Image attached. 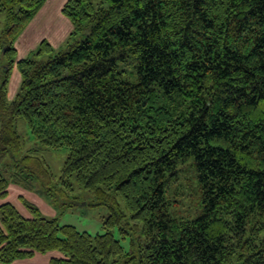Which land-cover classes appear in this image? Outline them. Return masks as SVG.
Masks as SVG:
<instances>
[{"label":"trees","instance_id":"16d2710c","mask_svg":"<svg viewBox=\"0 0 264 264\" xmlns=\"http://www.w3.org/2000/svg\"><path fill=\"white\" fill-rule=\"evenodd\" d=\"M46 1L0 0V198L77 184L108 215L92 235L4 201L0 264L53 250L50 264H264V0H66V47L17 58ZM63 147L55 179L41 150ZM187 161L199 209L175 215L167 189Z\"/></svg>","mask_w":264,"mask_h":264},{"label":"rangeland","instance_id":"374dc122","mask_svg":"<svg viewBox=\"0 0 264 264\" xmlns=\"http://www.w3.org/2000/svg\"><path fill=\"white\" fill-rule=\"evenodd\" d=\"M61 1L62 0H49V4H47L44 7V9H42L41 16H39L40 18L37 21H34L32 25L30 24L29 25L30 27L27 30L28 36L30 37L35 36L36 38L38 36L46 34V36H49L51 38L52 42L55 45L56 42L59 41L57 46L54 47L46 38H42V39H46L54 49H64L66 47L65 40L69 35L68 33L67 37H64V39L62 38V41L59 40V37L63 35L66 30L61 17L67 18L65 15L61 13V8H60ZM99 1L100 0H93L94 3H98ZM64 2L62 3V5L64 4ZM3 27H4V13L1 12L0 31L2 30ZM40 41L38 42V44L40 43ZM25 46L27 45L23 44L21 46L19 44L18 58L25 57L36 48L35 47L33 50H30L28 53H24L26 49ZM46 57L47 56H45L44 58ZM1 62L2 61H0V65ZM12 71L13 73L11 72L12 75L8 82L7 93L9 99L13 98L20 81V74L16 69V67H14V70L12 69ZM18 129L23 134L25 142L28 143V145H32L33 144L32 137L29 133L26 124L22 119L18 120ZM41 152H42L41 156L44 158V161L46 162V164L49 166L50 170L54 174V178L58 179L61 172L62 164L68 153L67 148L66 147L58 148V149L44 148L41 150ZM167 190H168V198L171 202L170 211L173 214L196 215L199 209L197 203L198 195L193 181V168L190 162L187 161V163H183L178 167L177 179L174 182H171ZM17 192L18 189L16 190L15 193ZM24 196L29 201L35 203L45 216L57 217L59 224H70L73 225L77 230L80 231L85 230L92 235L96 233H101L104 230L103 222L108 215L107 207L104 204L97 203L93 191L79 187L77 184H74L73 191L69 193V196H71L69 198L67 196H63L61 199L57 198L46 192V190L42 187V185L36 182L33 184L32 189L30 190L24 189ZM18 202H20V200ZM119 205L121 207L123 205V202L121 200H119ZM112 231L114 236L120 240L123 249L125 251H128L130 248L129 239L122 238L119 235L116 227H114ZM25 260L30 262H24V264H50L48 261L46 262L43 261L41 254L36 255V258L32 260L31 259H25Z\"/></svg>","mask_w":264,"mask_h":264},{"label":"crops","instance_id":"0c3cea01","mask_svg":"<svg viewBox=\"0 0 264 264\" xmlns=\"http://www.w3.org/2000/svg\"><path fill=\"white\" fill-rule=\"evenodd\" d=\"M65 0H62L60 2V8L62 6V3L64 2ZM49 4V0H47L44 5L41 7V9L38 11V13L35 15V17L31 20V22L27 25V27L24 29V31L18 36V38L16 39L15 41V47L17 48L18 52H17V58L19 57L18 54H19V44L22 46L23 44L27 45L25 46V52L24 53H28L30 50H33L36 45L38 44V42L42 39V38H46L54 47L57 46L58 42H56V45L52 42L51 38L49 36H46V34H43L41 36H38L35 38V36H28V29H29V25L33 24L34 21H37L41 16V12H42V9H44V7ZM64 25H65V32L63 35H61L59 37V40L62 41V38L64 39V37H67L68 33L72 30V23L69 22L70 20L67 19V18H64V17H61ZM58 39V38H56ZM24 53H21V54H24ZM27 56V55H26ZM22 58V57H20ZM15 67V66H14ZM14 67H13V70H14ZM13 73V71H12ZM12 75V74H11ZM11 78V76H10ZM7 96H8V93H7ZM9 98V97H8ZM18 189V192H16V190ZM13 192V193H12ZM19 195H23L24 196V189L20 186H17V185H14V184H9L8 186V194L5 198H0V203L4 202V201H10L11 203L14 204V206L24 215V216H29V212L28 210L23 206L22 203L18 202L19 200L18 199V196ZM16 197V198H15ZM39 208V207H38ZM38 254H41V257L43 258V261L46 262L48 261L49 262V258L52 257V256H61V253L56 251V250H53V251H49L47 253H35V255L31 258H22V259H16L14 260L13 262H11L10 264H24V262H30V261H27L25 259H34L36 258V255Z\"/></svg>","mask_w":264,"mask_h":264}]
</instances>
